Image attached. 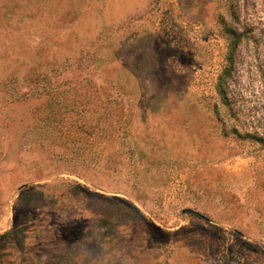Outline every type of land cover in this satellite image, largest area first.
I'll return each mask as SVG.
<instances>
[{"label":"rangeland","instance_id":"374dc122","mask_svg":"<svg viewBox=\"0 0 264 264\" xmlns=\"http://www.w3.org/2000/svg\"><path fill=\"white\" fill-rule=\"evenodd\" d=\"M0 264H264V0H0Z\"/></svg>","mask_w":264,"mask_h":264},{"label":"trees","instance_id":"16d2710c","mask_svg":"<svg viewBox=\"0 0 264 264\" xmlns=\"http://www.w3.org/2000/svg\"><path fill=\"white\" fill-rule=\"evenodd\" d=\"M233 46L231 47L230 51L233 53V51L236 49V42L234 40L232 41Z\"/></svg>","mask_w":264,"mask_h":264}]
</instances>
